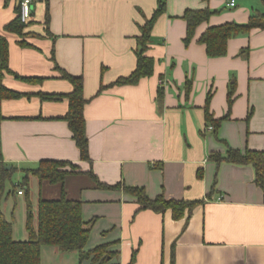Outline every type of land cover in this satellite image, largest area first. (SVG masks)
Returning a JSON list of instances; mask_svg holds the SVG:
<instances>
[{
	"label": "crops",
	"instance_id": "obj_1",
	"mask_svg": "<svg viewBox=\"0 0 264 264\" xmlns=\"http://www.w3.org/2000/svg\"><path fill=\"white\" fill-rule=\"evenodd\" d=\"M229 2L166 0L147 51L155 59L153 74L114 85L135 70L137 37L159 0H34L22 35L6 29L19 16V0H0V41L7 40L10 69L0 66L2 83L21 94H0V161L15 167L18 183L41 160L77 164L80 172L63 183L31 175L30 198L36 213L40 198L57 199L63 189L82 201L83 220L92 221L85 250L108 243L115 254L105 264H130L134 253L132 264H172L173 252L174 264H264V192L254 166L209 159L228 146L264 151V29L230 38L224 56H209L199 42L210 26L264 14V0ZM204 8L214 13L185 43L184 12ZM64 71L83 76L91 161L81 159L64 119L69 99L41 96L72 91ZM209 95L210 113L223 118L218 126L206 118ZM90 171L109 187L99 186ZM119 183L145 187L150 197L204 202L176 220L171 210L141 209L123 188L111 187ZM18 191L5 196L2 208L14 238L25 240L27 200ZM76 253L43 246L42 264L46 257L92 264L80 263Z\"/></svg>",
	"mask_w": 264,
	"mask_h": 264
},
{
	"label": "trees",
	"instance_id": "obj_2",
	"mask_svg": "<svg viewBox=\"0 0 264 264\" xmlns=\"http://www.w3.org/2000/svg\"><path fill=\"white\" fill-rule=\"evenodd\" d=\"M166 10V0H159V6L154 11L151 18L141 26V34L137 37V65L135 70L128 76L118 78L113 84H136L141 78L151 76L154 72L155 59L147 51L151 42L152 29L158 17ZM214 13L211 9H187L183 18L187 22V33L185 43L189 44L195 36L197 27L208 21ZM49 21V13L46 17ZM27 22L21 20L20 15L10 22L6 29L24 33ZM254 28L264 29V14H255L245 24L229 22L221 25L208 27L199 37V42L205 44L207 54L211 57L224 56L227 54V46L230 38L240 34H247ZM27 44L26 42H22ZM9 51L7 40L2 37L0 41V66L1 71L9 69ZM3 72L0 73V94L2 97H19L21 94L5 87L2 83ZM63 77L68 79L73 89L65 94H41L45 99H58L67 97L69 99V110L64 116L68 121L72 131L73 139L80 151L81 159L91 161L89 137L87 134V123L84 114L87 98L84 96V80L81 75H73L63 72ZM28 80H33L27 78ZM103 85L100 89H104ZM191 84L187 88L189 93ZM164 90H159V97L162 99ZM211 95L208 96L206 106V118L209 122H214L215 126L220 125L222 119H214L210 113L209 103ZM233 101V87L229 91V104ZM3 118L0 106V119ZM209 159L217 165L223 162L234 164L253 165L256 171L255 182L264 192V151L247 149L242 151L238 148L228 146L226 153L211 152ZM6 164L0 161V264H42L43 246H56L62 252L79 253L80 263L84 260H91L92 264H105L110 261L115 252L109 251V244H100L92 249L85 250L91 233V223L83 220L82 208L83 203L80 200L67 198L63 189L61 197L57 199L40 198L37 213L34 211L33 202L30 198V176H37L40 180L49 182L63 183L66 176L72 173L80 172V167L70 161L64 160H41L36 168L26 169L22 181L13 185V188L7 191V181L11 179L15 167L6 168ZM90 175L97 181L99 186L109 187L102 183L93 171ZM199 178L203 177V171H198ZM23 186L26 190L27 200V220L26 229L28 238L17 240L13 236V221L9 220L2 208V202L5 196L15 193L18 187ZM113 188H123L125 192L134 197L139 203L141 209H151L155 212L163 213L171 210L173 218L176 220L188 217L192 214L194 208L204 202V199L187 200L168 198L164 193L156 197H150L145 187L137 185H126L119 183ZM19 190V189H18ZM136 259L133 254L130 264ZM175 263L174 252L172 264ZM117 264V263H112Z\"/></svg>",
	"mask_w": 264,
	"mask_h": 264
},
{
	"label": "built area",
	"instance_id": "obj_3",
	"mask_svg": "<svg viewBox=\"0 0 264 264\" xmlns=\"http://www.w3.org/2000/svg\"><path fill=\"white\" fill-rule=\"evenodd\" d=\"M19 1H20L19 15L21 17V20L23 22H28L33 16V1L34 0H19ZM229 4L231 6H235L236 0H230ZM209 128H213V126H210ZM18 193L22 194L24 192L23 190L20 189Z\"/></svg>",
	"mask_w": 264,
	"mask_h": 264
},
{
	"label": "rangeland",
	"instance_id": "obj_4",
	"mask_svg": "<svg viewBox=\"0 0 264 264\" xmlns=\"http://www.w3.org/2000/svg\"><path fill=\"white\" fill-rule=\"evenodd\" d=\"M18 176H19V174L16 171H14L13 174H12L11 179L7 181V191L10 190V189H12L14 184L16 185L18 183V180H19L18 179ZM18 189L19 190L21 189V190H23V192H25V196H23V198L26 199L27 194H26V190L23 188V186L18 187ZM14 194L16 196H18L17 195V191H16L15 193L10 194L12 198L14 197ZM10 218H11V216H10ZM76 252L77 251L70 252V254L72 253L73 255H75V254H77ZM46 264H57V263L56 262H53L49 257H46ZM60 264H79V263H78V260L76 262V258H74V259H70L68 261L66 260L64 262L61 261Z\"/></svg>",
	"mask_w": 264,
	"mask_h": 264
},
{
	"label": "water",
	"instance_id": "obj_5",
	"mask_svg": "<svg viewBox=\"0 0 264 264\" xmlns=\"http://www.w3.org/2000/svg\"><path fill=\"white\" fill-rule=\"evenodd\" d=\"M19 3H20V1H19ZM6 168H7V169H10V168H11V166H10V165H7V166H6Z\"/></svg>",
	"mask_w": 264,
	"mask_h": 264
}]
</instances>
